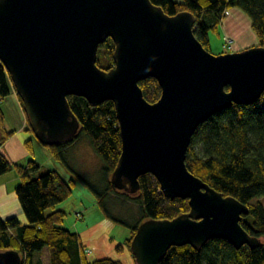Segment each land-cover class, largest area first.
I'll use <instances>...</instances> for the list:
<instances>
[{"label":"water","instance_id":"water-1","mask_svg":"<svg viewBox=\"0 0 264 264\" xmlns=\"http://www.w3.org/2000/svg\"><path fill=\"white\" fill-rule=\"evenodd\" d=\"M195 22L191 11L169 14L151 0H0V61L35 137L52 145L76 135L68 95L93 106L110 99L121 134L112 184L136 193L150 172L165 195L188 198V211L138 225L130 243L137 264H159L172 245L198 248L214 237L236 248L262 242L241 224L248 205L190 171L186 153L210 116L261 97L264 45L214 53L196 37ZM107 37L114 64L104 68L97 57ZM147 77L161 87L154 102L139 84ZM22 263L18 250L0 249V264Z\"/></svg>","mask_w":264,"mask_h":264},{"label":"trees","instance_id":"trees-1","mask_svg":"<svg viewBox=\"0 0 264 264\" xmlns=\"http://www.w3.org/2000/svg\"><path fill=\"white\" fill-rule=\"evenodd\" d=\"M151 1L169 14L191 11L196 16L194 33L211 51L210 32L219 33L226 11L235 6L248 15L258 44L264 45V0ZM114 47L111 37L99 45L98 65L104 68L113 66ZM103 61L107 62L106 66ZM9 81L12 83L0 61L1 100L10 92ZM139 84L148 101L154 102L160 97L161 87L155 77L144 78ZM18 97L23 106L21 97ZM68 100L80 120L78 132L64 142L42 144L49 148L54 158L67 162V148L81 135L90 139L94 151L103 161L102 176L97 182L85 177L81 179L93 192L98 207L107 215L112 214L108 202L113 195L120 203L132 200L137 204V211L128 210L130 215L126 217L129 236L124 244L116 246L119 250L128 248L131 252V240L142 221L173 218L186 212L190 209L188 198L165 195L158 179L150 172L139 176L140 189L136 193L118 192L110 179L121 152V134L113 101L106 99L93 106L79 95H68ZM28 129L32 131L29 122ZM11 133L5 131L4 114L0 108V174L12 168L20 174L21 182L15 191L29 221L23 223L17 215L0 216V249L18 250L22 264H46L37 259L38 252L44 247L49 250L48 264H123L120 259L107 256L90 260L79 248L82 245L79 234L60 225L64 212L61 209L46 212L72 194L75 179H66L57 169L32 177L31 172L40 167L37 160L30 158L25 164L10 161L1 151L2 144ZM25 143L30 146V139ZM186 164L190 171L224 195H233L248 205L249 213L242 215L241 224L262 242L255 247L244 244L236 248L228 240L214 237L198 248L188 243L172 245L159 264H264V204L261 200L264 196V92L254 103H234L202 122L187 149ZM119 195L126 199H119ZM112 218L123 222L115 215ZM13 228L14 233L11 231Z\"/></svg>","mask_w":264,"mask_h":264},{"label":"rangeland","instance_id":"rangeland-1","mask_svg":"<svg viewBox=\"0 0 264 264\" xmlns=\"http://www.w3.org/2000/svg\"><path fill=\"white\" fill-rule=\"evenodd\" d=\"M229 9H232V7ZM244 15L246 16V19L240 20L242 21L241 27L243 28V31L239 38L242 41L248 40L250 42V45L247 47L257 45L259 42L258 38L255 36L254 41L251 43L250 38L247 37V32L244 31L247 29L249 33L250 29L245 21L251 23L248 15L245 13ZM210 38L212 52L214 53L234 51L237 49L235 47L236 43L233 47L224 46L223 37H220L215 32H210ZM228 38L232 44L234 40L229 36ZM106 63L107 62L105 61L102 62L105 66ZM12 95H14L13 97H15L18 103L17 96H15V94ZM11 99L12 96L9 92L3 96L1 102L7 101L9 104H12ZM21 109V111H24L23 108ZM20 120V114L17 112L16 107L11 106L7 111L6 125L4 123V127L5 131H12V133L1 146V151L7 156V158L10 161H16L23 164H25L30 158L37 160L40 167L38 170L31 172L32 177L38 176L47 170L57 169L66 179L74 178L76 182L73 186L72 194L65 200L59 202L55 208L47 209L46 212L49 213L53 211V209H61L64 212L60 225L76 231L80 235L82 242L91 249L92 254H88L89 259L92 260L98 257L112 256L120 259L123 264H136V261L132 258L131 252L128 248H125L124 251H122L117 249L116 246L117 244H124L125 238L129 236V228L125 221L128 220V215H130L128 210L134 212L137 211V204L132 200H128L126 203H120V201H117L118 199L113 195L108 202L110 211L113 215H107L98 207L93 192L81 179V177H85L97 182L102 176L103 161L94 151L90 139L86 135H81L77 138L67 148V151L65 152L67 162H64L51 155L49 148L43 145L35 137L33 131L28 129V125L23 126L22 129H18L20 126ZM30 138L32 140L30 141V146H28L25 142ZM200 147L201 146L199 145L198 148ZM13 175L20 177V174L15 168L0 174L1 210L5 212L7 210L17 209L20 211L18 218L26 223L29 222L28 218L20 207L19 199L15 191V187L21 182V177L15 182L12 178ZM117 191L122 192L120 189H117ZM119 196V199H126L121 195ZM261 200L264 204V196ZM76 212H80L81 216L77 217ZM114 215L122 218L123 222L112 218ZM42 250H46V252L41 253L39 256L44 261H47L49 256L48 249L47 247H44L41 251Z\"/></svg>","mask_w":264,"mask_h":264},{"label":"crops","instance_id":"crops-1","mask_svg":"<svg viewBox=\"0 0 264 264\" xmlns=\"http://www.w3.org/2000/svg\"><path fill=\"white\" fill-rule=\"evenodd\" d=\"M241 19H246V16L244 15V13L240 9H238L237 7H232V9H228L226 11V13H225V15H224L221 23H220L219 33H217L220 37H224V36L231 37L232 40H234V42L231 44V46L233 47V45L236 43L235 44V47L237 49H235V50H239V49H242V48L247 47L248 45H250L249 44L250 42L248 40H243L242 41L239 38V36L242 34V31H243V28L241 27V22H242V21H240ZM245 23L247 24V26L250 27L249 33L251 35L248 33L247 29L244 30V31L247 32V37L250 38V41L252 43L254 41V38H255L256 35L253 32L250 23L249 22H246V21H245ZM245 28H247V27H245ZM256 38H257V36H256ZM210 42H211V38H210ZM9 87H10V93H11V96H12V99H11L12 104H9L7 101L0 102V108L3 111V114H4V123L6 125V115H7L8 109L11 106H15L16 109H17V112L20 114V118H21V120H20V126H19L18 129H22L23 126L28 125V120H27V117H26L25 112L24 111H21L22 110L21 108H23V107H22V105L20 103L19 97H18V95H17V93L15 91V88L13 87V85H12V83L10 81H9ZM12 94H15V96H17L18 103H17L15 97H13L14 95H12ZM31 140L32 139L30 138V141ZM12 178H13V181H15V182L18 181V178L20 179V177L15 176V175H13ZM0 185H1V182H0ZM1 207H2V204L0 203V216H2V217H8V216H11V215H17V216L19 215V212L20 211H18L17 209L7 210V211L3 212L1 210L2 209ZM23 223H25V222H23ZM11 231L14 233L15 229L13 228V229H11ZM79 237H80V235H79ZM80 240H81V237H80ZM81 243H82V245L86 246V244H84L82 242V240H81ZM87 248H89V247H87ZM124 249H122V251H124ZM44 252H46V250L45 251L42 250L41 252L39 251L38 252L37 259H41L44 263L48 264L49 263V256H48V260L47 261L46 260L44 261L39 256L41 253H44ZM48 252H49V250H48ZM90 253L92 254V252H90ZM131 256H132V254H131ZM110 257H112V256H110ZM98 258H100V257H98ZM112 258H115V257H112ZM94 259H96V258H94ZM115 259H118V258H115Z\"/></svg>","mask_w":264,"mask_h":264},{"label":"built area","instance_id":"built-area-1","mask_svg":"<svg viewBox=\"0 0 264 264\" xmlns=\"http://www.w3.org/2000/svg\"><path fill=\"white\" fill-rule=\"evenodd\" d=\"M224 46H227V47H230L231 46V41L230 39L228 38V36H224ZM0 99H1V96H0ZM76 216L77 217H80L81 216V213L80 212H76ZM80 250L85 252L86 254H90L91 250L83 245H80Z\"/></svg>","mask_w":264,"mask_h":264}]
</instances>
